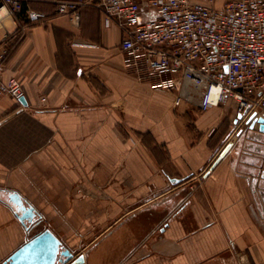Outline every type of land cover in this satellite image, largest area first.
Masks as SVG:
<instances>
[{
	"label": "crops",
	"instance_id": "1",
	"mask_svg": "<svg viewBox=\"0 0 264 264\" xmlns=\"http://www.w3.org/2000/svg\"><path fill=\"white\" fill-rule=\"evenodd\" d=\"M78 11L0 8L1 79L26 103L0 101V263L49 228L85 264H264V132L233 98L174 105L124 65L97 0ZM48 215L68 239L34 231Z\"/></svg>",
	"mask_w": 264,
	"mask_h": 264
},
{
	"label": "built area",
	"instance_id": "2",
	"mask_svg": "<svg viewBox=\"0 0 264 264\" xmlns=\"http://www.w3.org/2000/svg\"><path fill=\"white\" fill-rule=\"evenodd\" d=\"M54 1L58 13L78 24L86 0ZM5 6L13 14L22 0H0ZM97 6L103 22L123 32L124 65L154 88L172 91L174 105L197 97L206 110L233 98L237 113L264 117V0H226L219 7L211 0H97ZM8 52L0 47V101L9 96L22 106L18 80L1 79Z\"/></svg>",
	"mask_w": 264,
	"mask_h": 264
},
{
	"label": "water",
	"instance_id": "3",
	"mask_svg": "<svg viewBox=\"0 0 264 264\" xmlns=\"http://www.w3.org/2000/svg\"><path fill=\"white\" fill-rule=\"evenodd\" d=\"M19 101L22 105L26 104L24 96L21 97ZM236 119L242 120V122L250 129L253 128L255 124H258V130L264 132V117L257 115L254 111L245 117L243 113H238ZM229 146L230 144L228 143L221 150L219 155L213 161L211 168L216 164L221 156L226 153ZM32 223L35 224L37 222L33 221ZM40 237L49 241V247L45 251L39 250L33 244V241ZM80 262H84L83 253L74 254L71 250L64 247L61 240L51 229L44 228L24 242L0 264H77Z\"/></svg>",
	"mask_w": 264,
	"mask_h": 264
},
{
	"label": "rangeland",
	"instance_id": "4",
	"mask_svg": "<svg viewBox=\"0 0 264 264\" xmlns=\"http://www.w3.org/2000/svg\"><path fill=\"white\" fill-rule=\"evenodd\" d=\"M38 221L40 220V222H38L35 226L34 231L36 230H39L41 228H43L44 226L45 227H49V222L51 223V226L58 232L60 233L61 235L64 236V238L68 239L69 235L68 233L66 232V230H64L62 227L60 228L59 225L55 222L54 219H52V217L50 215L47 216V218H39L37 219ZM99 227H95V230H98Z\"/></svg>",
	"mask_w": 264,
	"mask_h": 264
},
{
	"label": "snow or ice",
	"instance_id": "5",
	"mask_svg": "<svg viewBox=\"0 0 264 264\" xmlns=\"http://www.w3.org/2000/svg\"><path fill=\"white\" fill-rule=\"evenodd\" d=\"M33 244L41 251H45L49 247V241L44 240L42 237L37 238V240L33 241Z\"/></svg>",
	"mask_w": 264,
	"mask_h": 264
},
{
	"label": "bare ground",
	"instance_id": "6",
	"mask_svg": "<svg viewBox=\"0 0 264 264\" xmlns=\"http://www.w3.org/2000/svg\"><path fill=\"white\" fill-rule=\"evenodd\" d=\"M32 226V225H31Z\"/></svg>",
	"mask_w": 264,
	"mask_h": 264
}]
</instances>
